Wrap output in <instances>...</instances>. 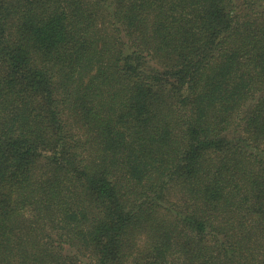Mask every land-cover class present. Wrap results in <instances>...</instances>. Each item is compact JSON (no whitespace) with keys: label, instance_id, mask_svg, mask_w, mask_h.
<instances>
[{"label":"trees","instance_id":"obj_1","mask_svg":"<svg viewBox=\"0 0 264 264\" xmlns=\"http://www.w3.org/2000/svg\"><path fill=\"white\" fill-rule=\"evenodd\" d=\"M0 264H264V0H0Z\"/></svg>","mask_w":264,"mask_h":264}]
</instances>
